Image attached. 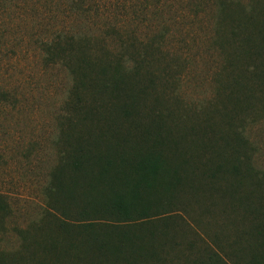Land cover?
Instances as JSON below:
<instances>
[{
	"label": "rangeland",
	"instance_id": "obj_1",
	"mask_svg": "<svg viewBox=\"0 0 264 264\" xmlns=\"http://www.w3.org/2000/svg\"><path fill=\"white\" fill-rule=\"evenodd\" d=\"M218 12L216 0H0V89L8 93L0 105L4 264H199L211 249L251 254L254 229L264 225V61L242 55L229 69V55L217 47L226 40L217 35ZM224 22L227 34L231 21ZM58 34L90 37L93 60H145L143 73L158 74L154 85L142 78L150 112H132V122L120 112H68L73 77L41 58L44 42ZM87 97L89 109L95 96ZM159 105L173 112H157ZM144 132L173 141L166 153L181 178L169 192L159 187L160 205L147 218H82L86 184L97 179L73 181L79 137L124 149L141 146ZM234 148L248 159L241 176L212 179L218 154L232 156ZM82 226L97 240L138 239L146 253L132 262L101 259L97 246L81 244Z\"/></svg>",
	"mask_w": 264,
	"mask_h": 264
},
{
	"label": "trees",
	"instance_id": "obj_2",
	"mask_svg": "<svg viewBox=\"0 0 264 264\" xmlns=\"http://www.w3.org/2000/svg\"><path fill=\"white\" fill-rule=\"evenodd\" d=\"M216 1L220 15L217 35L220 33L219 39L226 38L225 41L218 42L217 47L229 55V69L236 70L235 63L242 55L253 61L263 62L264 6L257 4L256 0L251 1V5L243 3V0ZM227 19L231 21V25L226 34L223 26ZM62 35L64 34H58L56 38L44 42L41 58L45 64L60 65L72 75V97L65 106L68 112H120L119 116L129 122L133 119L132 112H150L151 109L146 104L149 88L144 86L142 78H148L150 84L154 85L158 74L143 73L145 60L129 57V61L133 62L130 66H127L128 61L124 55L113 60L100 56L93 60L86 49L90 37ZM229 46L233 48L228 49ZM244 71L243 69V73ZM88 94L95 96L91 98L90 104L94 106L89 109L85 106ZM7 99L8 93L0 89V105ZM102 100L106 102L102 103ZM160 106L157 112H173L171 108ZM148 135L144 132L141 146L124 149L118 143L114 144L115 140L99 145L98 140L91 142L79 137L83 144L79 143L71 154L70 167L75 175L73 181H77L78 176L97 179V184H86L84 191L88 193L85 205L79 212L82 218L91 220L93 216L113 217L117 221L128 223L147 218L153 213V208L158 209L160 204L157 203L156 196L159 195V187L169 192L173 181L181 178V170L166 153L173 141L163 132L151 138ZM119 139L124 144L130 141L129 137ZM234 139L237 142L244 141L239 135ZM218 157L219 164L211 171L212 179L224 174L241 176L240 165L247 158L242 157L240 149L234 148L232 156L221 153ZM101 187L106 191L101 192ZM97 189L98 193H95ZM8 207L6 200L0 195V225L7 216ZM89 228L90 226L81 227V244L97 246L98 257L101 259L114 258L118 263L119 258H122L125 262L129 259L132 262L138 255L146 253L138 239L120 234L114 240L110 235L107 236L111 240L98 235L97 240ZM150 235L155 237L154 232ZM251 237L255 248L246 259L236 254L223 256L220 251L211 249L199 264H264V225H258ZM35 244L39 248L38 243ZM6 256L0 253V264H4Z\"/></svg>",
	"mask_w": 264,
	"mask_h": 264
}]
</instances>
